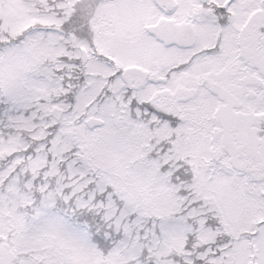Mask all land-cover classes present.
<instances>
[{
    "label": "snow or ice",
    "instance_id": "snow-or-ice-1",
    "mask_svg": "<svg viewBox=\"0 0 264 264\" xmlns=\"http://www.w3.org/2000/svg\"><path fill=\"white\" fill-rule=\"evenodd\" d=\"M0 264H264V0H0Z\"/></svg>",
    "mask_w": 264,
    "mask_h": 264
}]
</instances>
